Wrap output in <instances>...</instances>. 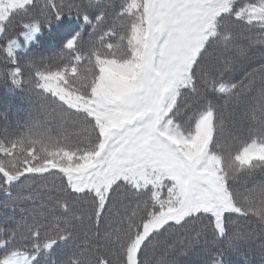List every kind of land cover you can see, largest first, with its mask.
Wrapping results in <instances>:
<instances>
[{
  "label": "snow or ice",
  "instance_id": "snow-or-ice-1",
  "mask_svg": "<svg viewBox=\"0 0 264 264\" xmlns=\"http://www.w3.org/2000/svg\"><path fill=\"white\" fill-rule=\"evenodd\" d=\"M0 35V264H264V0H0Z\"/></svg>",
  "mask_w": 264,
  "mask_h": 264
},
{
  "label": "trees",
  "instance_id": "trees-1",
  "mask_svg": "<svg viewBox=\"0 0 264 264\" xmlns=\"http://www.w3.org/2000/svg\"><path fill=\"white\" fill-rule=\"evenodd\" d=\"M43 3V0H40ZM119 3H123L124 0H118ZM119 10V9H117ZM22 15V13H21ZM69 19L75 20V17H70ZM26 22L19 19V16L13 17V24L15 26V33H18L21 29L22 23ZM11 28V26H10ZM3 42V36L0 35V43ZM46 50V49H45ZM2 55V54H0ZM29 105L26 101L20 98L18 92L10 89L8 83L6 82L4 76L0 74V114H6L8 117L7 123L10 129H15L17 123H23L27 116V111ZM5 121L3 115H0V134H2V129L4 127ZM3 194L0 193V199H3ZM255 228L256 226L253 225ZM228 238L225 237V241ZM259 245L260 241L257 235H253L252 242L250 245L242 246L239 251H232L226 249L221 259V264H262V258L259 255Z\"/></svg>",
  "mask_w": 264,
  "mask_h": 264
}]
</instances>
